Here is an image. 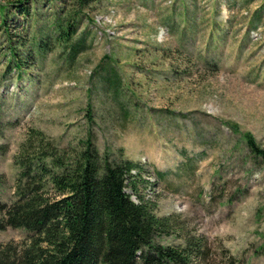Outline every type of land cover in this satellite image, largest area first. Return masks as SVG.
<instances>
[{"label": "rangeland", "instance_id": "374dc122", "mask_svg": "<svg viewBox=\"0 0 264 264\" xmlns=\"http://www.w3.org/2000/svg\"><path fill=\"white\" fill-rule=\"evenodd\" d=\"M24 6L7 33L0 27V201L13 199L12 156L30 130L66 149L89 136L109 160L140 167L137 192L171 221L155 242L202 235L200 264H264V0ZM73 10L66 39L48 28ZM9 37L25 60L20 75ZM27 235L7 227L0 243Z\"/></svg>", "mask_w": 264, "mask_h": 264}, {"label": "trees", "instance_id": "16d2710c", "mask_svg": "<svg viewBox=\"0 0 264 264\" xmlns=\"http://www.w3.org/2000/svg\"><path fill=\"white\" fill-rule=\"evenodd\" d=\"M26 1L0 4L3 32L7 33L9 14H28ZM75 11L66 13L61 23L55 18L48 28H56L66 39L74 31ZM7 40L9 62L20 75L25 60L10 37ZM33 42L38 52L48 49L46 39ZM80 48L79 40L72 43L69 58ZM246 141L260 152L248 135ZM107 157L89 136L66 149L44 133L30 130L12 156L13 199L0 201V230L22 228L28 235L19 243H0V264H200L208 257L202 235L184 236L177 244L155 242L156 235L170 234L169 217L156 215L152 204L137 192L136 163ZM126 186L131 193L124 190Z\"/></svg>", "mask_w": 264, "mask_h": 264}]
</instances>
